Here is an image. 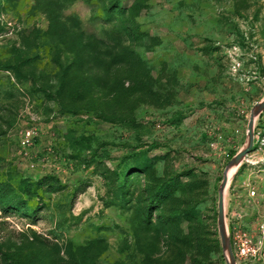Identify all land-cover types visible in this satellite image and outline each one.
<instances>
[{
	"label": "rangeland",
	"instance_id": "374dc122",
	"mask_svg": "<svg viewBox=\"0 0 264 264\" xmlns=\"http://www.w3.org/2000/svg\"><path fill=\"white\" fill-rule=\"evenodd\" d=\"M263 99L264 0H0V264H226ZM224 211L264 264V111Z\"/></svg>",
	"mask_w": 264,
	"mask_h": 264
},
{
	"label": "water",
	"instance_id": "95a60500",
	"mask_svg": "<svg viewBox=\"0 0 264 264\" xmlns=\"http://www.w3.org/2000/svg\"><path fill=\"white\" fill-rule=\"evenodd\" d=\"M264 111V99L255 106L253 109L249 123H248V128H247V142L244 148L237 153L229 162V167H239L245 157L248 155V153L251 151L253 147V142H254V125H255V120L262 114ZM227 175L224 176V179L221 183V186L219 188V198H218V213H217V223H218V232L221 240V246L222 249L228 253V257L226 259V264H233V260L231 257L230 253V248L227 240V235H226V223H225V211H224V194L227 186Z\"/></svg>",
	"mask_w": 264,
	"mask_h": 264
},
{
	"label": "trees",
	"instance_id": "16d2710c",
	"mask_svg": "<svg viewBox=\"0 0 264 264\" xmlns=\"http://www.w3.org/2000/svg\"><path fill=\"white\" fill-rule=\"evenodd\" d=\"M5 190H6L5 185L0 184V207H2L4 212H8L9 210H16L15 208L18 206V203L21 199L19 198L17 200H8L7 199L8 193H5ZM22 190L24 192V193L21 192L22 195L30 194L31 193V186L27 185L25 182H23L22 183ZM25 192H27V193H25ZM155 195L157 196L158 194H155ZM151 196H153V194ZM156 196L154 199H156ZM5 257L9 258L8 256H5Z\"/></svg>",
	"mask_w": 264,
	"mask_h": 264
},
{
	"label": "bare ground",
	"instance_id": "6f19581e",
	"mask_svg": "<svg viewBox=\"0 0 264 264\" xmlns=\"http://www.w3.org/2000/svg\"><path fill=\"white\" fill-rule=\"evenodd\" d=\"M235 169H236V167H231L229 169V171L227 172V175H228L227 179H228V181L230 180L231 175L233 174V172L235 171Z\"/></svg>",
	"mask_w": 264,
	"mask_h": 264
},
{
	"label": "built area",
	"instance_id": "2783aa9c",
	"mask_svg": "<svg viewBox=\"0 0 264 264\" xmlns=\"http://www.w3.org/2000/svg\"><path fill=\"white\" fill-rule=\"evenodd\" d=\"M26 136H27V137H30V136H31V133H30V132H27V133H26Z\"/></svg>",
	"mask_w": 264,
	"mask_h": 264
}]
</instances>
